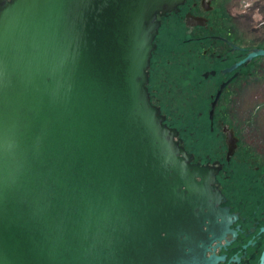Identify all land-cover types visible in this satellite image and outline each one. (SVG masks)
<instances>
[{
  "label": "water",
  "instance_id": "obj_1",
  "mask_svg": "<svg viewBox=\"0 0 264 264\" xmlns=\"http://www.w3.org/2000/svg\"><path fill=\"white\" fill-rule=\"evenodd\" d=\"M183 1L0 0V264L219 258L221 195L146 88Z\"/></svg>",
  "mask_w": 264,
  "mask_h": 264
},
{
  "label": "flooded vegetation",
  "instance_id": "obj_2",
  "mask_svg": "<svg viewBox=\"0 0 264 264\" xmlns=\"http://www.w3.org/2000/svg\"><path fill=\"white\" fill-rule=\"evenodd\" d=\"M235 2L184 0L157 16L146 88L221 195L223 234L206 255L219 257L213 264H264V55L244 60L264 50V18L248 31Z\"/></svg>",
  "mask_w": 264,
  "mask_h": 264
},
{
  "label": "rangeland",
  "instance_id": "obj_3",
  "mask_svg": "<svg viewBox=\"0 0 264 264\" xmlns=\"http://www.w3.org/2000/svg\"><path fill=\"white\" fill-rule=\"evenodd\" d=\"M237 2L234 3V9L232 12L242 11L245 12V18L244 22H240V25L242 27H247L248 31H254L255 28H257V23L264 18V0H236ZM240 1V2H239ZM243 4L245 5L243 7ZM240 15V14H239ZM242 20V18L240 17ZM246 21V22H245ZM239 25V23L237 22ZM258 26H261L259 28H262V31L264 33V21L261 24H258ZM255 27V28H254ZM241 28V27H240ZM256 32V31H254ZM258 32V30H257Z\"/></svg>",
  "mask_w": 264,
  "mask_h": 264
}]
</instances>
